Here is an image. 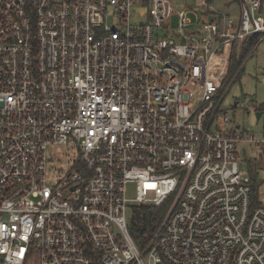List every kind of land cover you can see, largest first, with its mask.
Returning <instances> with one entry per match:
<instances>
[{
	"label": "built area",
	"instance_id": "built-area-1",
	"mask_svg": "<svg viewBox=\"0 0 264 264\" xmlns=\"http://www.w3.org/2000/svg\"><path fill=\"white\" fill-rule=\"evenodd\" d=\"M197 2L193 21L170 0H0V264H264L237 152L264 140L222 111L264 0L235 16ZM167 200L139 247L135 208Z\"/></svg>",
	"mask_w": 264,
	"mask_h": 264
},
{
	"label": "rangeland",
	"instance_id": "rangeland-1",
	"mask_svg": "<svg viewBox=\"0 0 264 264\" xmlns=\"http://www.w3.org/2000/svg\"><path fill=\"white\" fill-rule=\"evenodd\" d=\"M170 1L175 10H190L189 16L193 21L195 20L194 12L199 13L204 9L197 4V0ZM211 6L215 11L231 16L237 15L239 10L238 4L231 2V0H215ZM147 11V7L135 4L132 7V23L144 24ZM241 68L239 77L227 86L222 111L231 116L235 125L242 127L245 138H253L256 141L264 140V41L248 53ZM256 148H259L261 153H258ZM50 151L64 167L67 166L66 162L74 158V152L70 148L55 146ZM237 152L240 160L239 167L242 171H246L247 165L246 162H244L246 165L242 164L244 157L249 158L250 165L257 169V177L260 183L258 196L262 206H264V143L262 142L260 146L256 147L252 143L243 142L238 145ZM131 186L129 187L130 195ZM30 264H38L37 258L35 257Z\"/></svg>",
	"mask_w": 264,
	"mask_h": 264
},
{
	"label": "trees",
	"instance_id": "trees-1",
	"mask_svg": "<svg viewBox=\"0 0 264 264\" xmlns=\"http://www.w3.org/2000/svg\"><path fill=\"white\" fill-rule=\"evenodd\" d=\"M144 4H148L149 0H142ZM215 0H207L211 5ZM240 0H231L238 4ZM257 37H250L245 40L240 47L234 48L230 55V64L227 72V79L230 80L234 75L232 83L239 77L242 68V62L248 53L254 48ZM224 89V88H223ZM246 171L250 179L251 185V200L253 207H260L262 203L259 200V181L257 177V169L250 165V161L246 160ZM170 206V200H167L161 206L140 205L135 208L133 218L130 221L131 235L139 246H142L147 237L156 230L164 219L166 212Z\"/></svg>",
	"mask_w": 264,
	"mask_h": 264
},
{
	"label": "water",
	"instance_id": "water-1",
	"mask_svg": "<svg viewBox=\"0 0 264 264\" xmlns=\"http://www.w3.org/2000/svg\"><path fill=\"white\" fill-rule=\"evenodd\" d=\"M258 116H260V115H258Z\"/></svg>",
	"mask_w": 264,
	"mask_h": 264
}]
</instances>
